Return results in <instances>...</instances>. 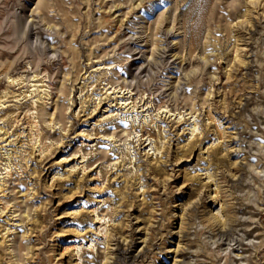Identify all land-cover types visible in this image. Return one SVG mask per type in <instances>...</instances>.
Returning <instances> with one entry per match:
<instances>
[{"label": "rangeland", "instance_id": "rangeland-1", "mask_svg": "<svg viewBox=\"0 0 264 264\" xmlns=\"http://www.w3.org/2000/svg\"><path fill=\"white\" fill-rule=\"evenodd\" d=\"M180 263L264 264V0H0V264Z\"/></svg>", "mask_w": 264, "mask_h": 264}, {"label": "bare ground", "instance_id": "bare-ground-1", "mask_svg": "<svg viewBox=\"0 0 264 264\" xmlns=\"http://www.w3.org/2000/svg\"><path fill=\"white\" fill-rule=\"evenodd\" d=\"M14 31H15V28H13L11 31H10V33H9V35H12L13 33H14ZM190 149V148H189ZM214 155V154H213ZM217 157V156H216ZM25 212L24 213H26L27 212V210L25 209L24 210ZM222 230H219V232H221ZM222 233H226V231L224 230V231H222ZM128 247V246H127ZM131 249V248H130ZM116 253L117 254H119V256H121V257H125L127 260H132L133 258H135V256L137 255V254H132V253H130V251H128V248H121V247H116ZM138 257V256H137ZM179 263V262H178ZM181 264V263H180Z\"/></svg>", "mask_w": 264, "mask_h": 264}]
</instances>
